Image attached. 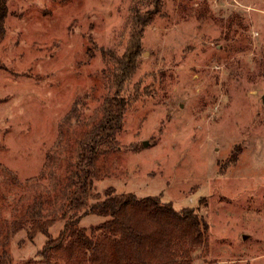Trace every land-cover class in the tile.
Masks as SVG:
<instances>
[{
	"label": "rangeland",
	"instance_id": "1",
	"mask_svg": "<svg viewBox=\"0 0 264 264\" xmlns=\"http://www.w3.org/2000/svg\"><path fill=\"white\" fill-rule=\"evenodd\" d=\"M134 43L118 87L115 62ZM263 96L264 0H8L0 258L39 259L89 169L94 201L155 197L205 220L192 264H264ZM113 97L125 107L117 126Z\"/></svg>",
	"mask_w": 264,
	"mask_h": 264
},
{
	"label": "trees",
	"instance_id": "2",
	"mask_svg": "<svg viewBox=\"0 0 264 264\" xmlns=\"http://www.w3.org/2000/svg\"><path fill=\"white\" fill-rule=\"evenodd\" d=\"M7 2L0 0V19ZM148 20L144 19L139 28L146 26ZM142 27L134 37H139ZM136 48L132 44L115 62L114 84L118 87L134 72ZM108 107L110 122L117 126L124 113V103L113 97ZM91 152L87 155L88 164ZM79 177L84 197L77 195L60 215L64 225L56 238L43 231L46 242L40 258L22 264H192L193 253L206 246L209 225L193 209L175 211L171 203H161L155 197L138 199L133 194L116 195L111 190H107L104 199L94 201L89 197L92 188L89 169H83ZM87 215L104 220L89 228L80 227L81 216ZM51 220L52 224L56 219ZM0 264L10 263L0 258Z\"/></svg>",
	"mask_w": 264,
	"mask_h": 264
},
{
	"label": "water",
	"instance_id": "3",
	"mask_svg": "<svg viewBox=\"0 0 264 264\" xmlns=\"http://www.w3.org/2000/svg\"><path fill=\"white\" fill-rule=\"evenodd\" d=\"M262 103L264 104V96L262 97ZM143 145L145 146V143H143Z\"/></svg>",
	"mask_w": 264,
	"mask_h": 264
}]
</instances>
